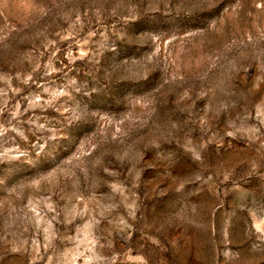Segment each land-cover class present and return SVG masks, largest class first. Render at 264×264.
I'll use <instances>...</instances> for the list:
<instances>
[{"label": "rangeland", "instance_id": "1", "mask_svg": "<svg viewBox=\"0 0 264 264\" xmlns=\"http://www.w3.org/2000/svg\"><path fill=\"white\" fill-rule=\"evenodd\" d=\"M0 264H264V0H0Z\"/></svg>", "mask_w": 264, "mask_h": 264}]
</instances>
